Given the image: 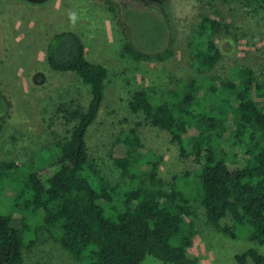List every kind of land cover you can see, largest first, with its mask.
<instances>
[{"label":"trees","instance_id":"obj_1","mask_svg":"<svg viewBox=\"0 0 264 264\" xmlns=\"http://www.w3.org/2000/svg\"><path fill=\"white\" fill-rule=\"evenodd\" d=\"M106 3L116 14L118 1ZM202 25L214 32L221 28L216 19L206 18ZM163 42L150 50L132 38L121 53L136 62H165L174 50L171 42L161 48ZM193 50L198 79L182 81L163 99L137 90L130 107L170 134L181 157L196 166L197 187L188 180L189 170L173 181L159 177L162 156L144 145L140 123L122 131L112 145L123 179L110 185L90 160L86 140L104 102L109 69L87 58L76 32L49 36V66L76 73L89 85L91 100L86 109L68 111L70 135L44 150L38 162H0V195L10 205L0 210V264H29L24 249L36 236L30 217L55 232V240L83 264H141L148 255L167 264H198L188 254L196 235L190 190L208 223L231 238L243 235L264 245V84L249 66H237L231 79L217 84L210 73L222 58L218 44L196 36ZM9 107L0 87V133ZM8 191L13 194L7 196ZM235 259L264 264L255 247Z\"/></svg>","mask_w":264,"mask_h":264},{"label":"rangeland","instance_id":"obj_2","mask_svg":"<svg viewBox=\"0 0 264 264\" xmlns=\"http://www.w3.org/2000/svg\"><path fill=\"white\" fill-rule=\"evenodd\" d=\"M115 1L117 16L106 0H0V87L10 102L0 133V162H38L44 150L70 135L68 111L87 108L89 85L74 72L53 70L47 59L49 36L71 30L85 43L87 58L109 69L103 105L86 135L89 158L105 180L110 185L122 182L111 148L122 131L140 123L142 142L162 156L159 177L173 181L189 170L188 180L197 187L192 181L196 166L181 157L168 132L147 122L142 111L134 112L130 101L137 90L163 99L182 81L198 79L196 36L209 37L221 49L222 58L210 73L217 84L231 79L237 66L251 67L256 81L264 84V5L257 0ZM70 12L77 15L75 23L69 19ZM206 18L218 20L221 28L217 32L204 28ZM132 38L150 50L171 42L174 53L161 63L136 62L121 53L123 43ZM179 183L186 185L183 180ZM191 193L187 196L194 208L196 235L188 254L198 264H239L235 255L250 247L264 254V245L243 235L231 238L208 223L205 208ZM7 205L0 195V210L8 211ZM28 221L36 236L32 246L24 249L27 263L83 264L55 240V232L33 217ZM141 264L167 263L148 255Z\"/></svg>","mask_w":264,"mask_h":264},{"label":"clouds","instance_id":"obj_3","mask_svg":"<svg viewBox=\"0 0 264 264\" xmlns=\"http://www.w3.org/2000/svg\"><path fill=\"white\" fill-rule=\"evenodd\" d=\"M69 19L72 23H75L76 22V19H77V15L75 12H70L69 13Z\"/></svg>","mask_w":264,"mask_h":264}]
</instances>
